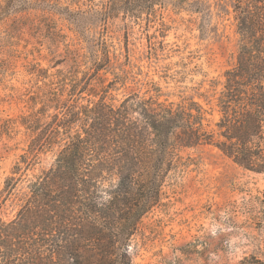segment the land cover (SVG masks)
Instances as JSON below:
<instances>
[{
	"label": "rangeland",
	"instance_id": "374dc122",
	"mask_svg": "<svg viewBox=\"0 0 264 264\" xmlns=\"http://www.w3.org/2000/svg\"><path fill=\"white\" fill-rule=\"evenodd\" d=\"M232 3L165 0L152 16L105 21L93 12L102 0H0V191L31 143L30 118L57 93L52 85L91 73L104 51L110 65L98 77L104 84L124 77L109 92L114 104L130 91H157L174 104L191 99L214 130L239 41ZM55 151H43L27 177L47 169ZM176 158L131 240V264H264V174L208 145Z\"/></svg>",
	"mask_w": 264,
	"mask_h": 264
},
{
	"label": "trees",
	"instance_id": "16d2710c",
	"mask_svg": "<svg viewBox=\"0 0 264 264\" xmlns=\"http://www.w3.org/2000/svg\"><path fill=\"white\" fill-rule=\"evenodd\" d=\"M164 1L102 0L93 12L105 21L149 17ZM232 13L239 41L214 130L191 99L130 91L114 104L109 92L124 77H98L110 65L106 51L91 73L52 85L57 93L30 118L31 143L0 191V264H131V240L179 150L212 146L264 174V0H233ZM55 147L51 165L29 179L31 163Z\"/></svg>",
	"mask_w": 264,
	"mask_h": 264
}]
</instances>
